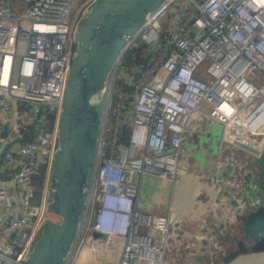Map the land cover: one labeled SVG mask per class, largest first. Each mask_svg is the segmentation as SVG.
<instances>
[{
  "label": "built area",
  "instance_id": "obj_1",
  "mask_svg": "<svg viewBox=\"0 0 264 264\" xmlns=\"http://www.w3.org/2000/svg\"><path fill=\"white\" fill-rule=\"evenodd\" d=\"M18 1L25 9L0 0V122L14 115L16 124L23 106L42 126L26 141L12 137L0 153V172L10 171L16 186V194L0 188V264H23L41 235L47 193L37 201L33 180L43 166L50 171L77 22L94 0ZM138 53L147 63L134 79L128 61ZM123 79L131 90L116 86ZM200 116L224 126L209 184L249 214L263 193L234 151L256 161L264 151V0H163L148 16L107 82L77 245L89 243L95 253L102 244L119 252L118 264L166 263L170 217L139 208L142 179L182 182L183 141L199 133V124L188 125Z\"/></svg>",
  "mask_w": 264,
  "mask_h": 264
},
{
  "label": "water",
  "instance_id": "obj_2",
  "mask_svg": "<svg viewBox=\"0 0 264 264\" xmlns=\"http://www.w3.org/2000/svg\"><path fill=\"white\" fill-rule=\"evenodd\" d=\"M162 1L94 0L78 20L54 137L46 219L23 264L68 263L88 208L108 79L122 51ZM257 168L263 204L247 215L243 226L247 241H239L225 262L248 251L264 252V151Z\"/></svg>",
  "mask_w": 264,
  "mask_h": 264
},
{
  "label": "crops",
  "instance_id": "obj_3",
  "mask_svg": "<svg viewBox=\"0 0 264 264\" xmlns=\"http://www.w3.org/2000/svg\"><path fill=\"white\" fill-rule=\"evenodd\" d=\"M22 109L27 111L28 117L22 121L19 130L15 128L17 122L14 124V115L5 123L0 122V153L5 149L7 142L16 135L20 136L18 140L26 141L28 136L23 130L25 131L27 127H33L35 134L39 132L40 128L35 126L37 124H33L38 116L32 115L28 108ZM8 129L14 132H8ZM198 134L191 137L195 144L202 142L200 137H196ZM204 141L209 143V140ZM209 154H215L213 166L204 173L203 161L200 159L207 154L206 152L200 154L199 159L193 164L194 168L188 180H182L178 186L150 176L142 179L139 208L153 215L168 214L170 217L165 264H264V252L253 251L241 254L230 262L224 261V257L237 248L239 241H247V236L241 224L243 219L235 218L233 208L224 199L222 190L209 184L208 175L217 168L215 142L211 144ZM0 188H7L16 194V186L10 171L0 172ZM177 188L179 191L184 190V193L176 199L174 193ZM89 245L76 244L67 264H113L111 257L117 251H108L102 244L97 243L99 249L93 253Z\"/></svg>",
  "mask_w": 264,
  "mask_h": 264
},
{
  "label": "rangeland",
  "instance_id": "obj_4",
  "mask_svg": "<svg viewBox=\"0 0 264 264\" xmlns=\"http://www.w3.org/2000/svg\"><path fill=\"white\" fill-rule=\"evenodd\" d=\"M88 0H83L82 3L87 2ZM81 3V4H82ZM80 4V3H79ZM13 6L17 8L18 10H23L25 7L23 4H21L18 0H13ZM78 15V11L74 12V21ZM19 116L17 121V128L22 126V121H24L28 116L27 111L20 108L19 109ZM197 124L200 125V131L199 134L196 136L197 138L200 137L202 139V142L199 144H195V140L189 138L188 136L184 139L181 153L179 156V171L184 172V175L182 177L183 181H187L189 178V174L193 171L192 169L193 164L199 159L200 154L206 152L207 155H205L204 158H201L200 160L203 161V172L206 173L209 167L213 166L215 161V154H209V150L211 147V144L213 145L214 142H216L217 138H219L223 132V124H221L218 121H215L213 119L207 118L205 116H200L197 120L191 121L190 125L188 127L191 129L192 127L197 126ZM19 130V129H18ZM14 130L8 129V132ZM209 140V143L205 142L204 140ZM235 156L243 161L249 170H251L255 174V178L257 177L258 168H257V161L247 153L241 151V150H235L234 151ZM178 189V188H177ZM184 193L183 191L176 190L174 193V198H178L181 194ZM144 198V197H143ZM167 200L170 199V194L167 195ZM231 207L234 209H237L239 217H241L243 222H245L247 217V209L237 206L234 202L230 203ZM76 246V245H75ZM120 259L119 253L115 252L113 257H111V261L113 264H118Z\"/></svg>",
  "mask_w": 264,
  "mask_h": 264
},
{
  "label": "trees",
  "instance_id": "obj_5",
  "mask_svg": "<svg viewBox=\"0 0 264 264\" xmlns=\"http://www.w3.org/2000/svg\"><path fill=\"white\" fill-rule=\"evenodd\" d=\"M146 63H147V57L142 56V54L140 53H138L135 58L129 59L128 68H127L128 76L129 77L133 76L134 79H137L144 70ZM124 81H125L124 79L119 81L118 83H116V86L123 90H131L132 87L126 84ZM22 107L23 106H21V108ZM40 118L41 116H38V119L33 122V124L34 125L37 124L35 126L39 128H41L42 126V121L40 120ZM23 132L25 135L28 136L26 140L30 139V137H32L33 134H35L33 127H27V129L25 131L23 130ZM48 177H49V170L47 166H43L40 169L39 174L34 177L33 183H34L37 201H41L43 196L47 193V186L49 182Z\"/></svg>",
  "mask_w": 264,
  "mask_h": 264
}]
</instances>
